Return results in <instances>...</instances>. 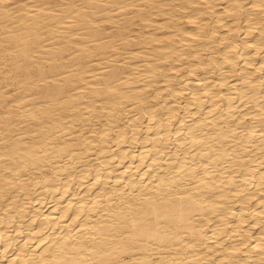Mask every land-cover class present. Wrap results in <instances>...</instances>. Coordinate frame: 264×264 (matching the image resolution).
Listing matches in <instances>:
<instances>
[{"label": "bare ground", "instance_id": "obj_1", "mask_svg": "<svg viewBox=\"0 0 264 264\" xmlns=\"http://www.w3.org/2000/svg\"><path fill=\"white\" fill-rule=\"evenodd\" d=\"M0 264H264V0H0Z\"/></svg>", "mask_w": 264, "mask_h": 264}]
</instances>
